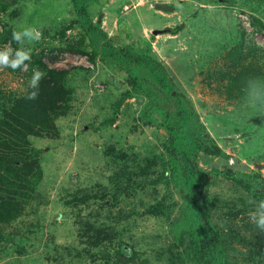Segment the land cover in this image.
I'll list each match as a JSON object with an SVG mask.
<instances>
[{"label":"rangeland","instance_id":"rangeland-1","mask_svg":"<svg viewBox=\"0 0 264 264\" xmlns=\"http://www.w3.org/2000/svg\"><path fill=\"white\" fill-rule=\"evenodd\" d=\"M83 3L88 33L70 0H0V51L30 46L13 30L42 33L26 70L0 68V264H264L250 218L264 212V0ZM102 35L147 50L190 102L189 165L218 172L208 185L166 154L158 110L140 121Z\"/></svg>","mask_w":264,"mask_h":264},{"label":"trees","instance_id":"trees-1","mask_svg":"<svg viewBox=\"0 0 264 264\" xmlns=\"http://www.w3.org/2000/svg\"><path fill=\"white\" fill-rule=\"evenodd\" d=\"M70 1L80 26L87 30L88 33V30L92 29V26L85 12L83 0ZM99 52L110 59L113 64L125 68L130 78L135 82V90L138 93L136 95L142 97L143 101L139 116L140 121L155 123V119L148 114L149 110L152 109L158 110L162 119L166 121L163 124L168 134V144L165 149L166 154L173 158L174 161L180 162L183 165L182 171L187 177L193 179L195 182H199L200 186L208 185L211 179L217 176L218 172L201 174L189 165L190 155L187 151L191 140L189 138H192L193 131L198 125L195 111L187 99L173 92L161 64L152 59L147 50L135 55L131 53L129 47H113L111 44L106 43L103 35ZM163 98L169 99L173 103L175 110L172 115L175 120L172 123L168 120V112L162 108ZM189 133L191 135L188 137ZM194 145L198 144L194 142ZM21 171H23L22 168ZM25 173H30V171L27 169ZM238 182L241 183L239 180Z\"/></svg>","mask_w":264,"mask_h":264},{"label":"clouds","instance_id":"clouds-1","mask_svg":"<svg viewBox=\"0 0 264 264\" xmlns=\"http://www.w3.org/2000/svg\"><path fill=\"white\" fill-rule=\"evenodd\" d=\"M42 33L36 27L25 26L21 30H13L12 39L17 44L23 43L21 37H27L29 47L27 50L22 48L15 49V54L12 55V48L5 46L4 51H0V68H11L15 71L17 68L26 70L27 65L25 61H31L32 56V45L40 41ZM45 76V73L39 68L33 70V75L28 82V87L32 91L27 93V99H36L39 95V84L38 82ZM260 208L264 209V201H260ZM250 218L255 222L258 228L264 229V212L259 213L258 218L256 213H250Z\"/></svg>","mask_w":264,"mask_h":264},{"label":"water","instance_id":"water-1","mask_svg":"<svg viewBox=\"0 0 264 264\" xmlns=\"http://www.w3.org/2000/svg\"><path fill=\"white\" fill-rule=\"evenodd\" d=\"M173 94V93H172Z\"/></svg>","mask_w":264,"mask_h":264}]
</instances>
